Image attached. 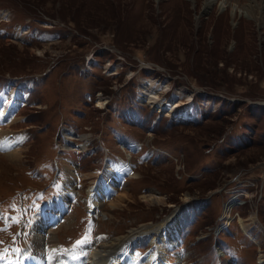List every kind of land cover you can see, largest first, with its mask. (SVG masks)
Returning <instances> with one entry per match:
<instances>
[{
  "label": "rangeland",
  "instance_id": "obj_1",
  "mask_svg": "<svg viewBox=\"0 0 264 264\" xmlns=\"http://www.w3.org/2000/svg\"><path fill=\"white\" fill-rule=\"evenodd\" d=\"M263 3L0 0V101H20L0 129L21 134L0 149V256L40 223L69 251L173 213L127 264H264Z\"/></svg>",
  "mask_w": 264,
  "mask_h": 264
},
{
  "label": "bare ground",
  "instance_id": "obj_2",
  "mask_svg": "<svg viewBox=\"0 0 264 264\" xmlns=\"http://www.w3.org/2000/svg\"><path fill=\"white\" fill-rule=\"evenodd\" d=\"M260 8L264 9V3L261 5ZM11 97H12L11 101H5L4 98L0 101V120L4 119L3 121L6 120L7 123L10 122L9 119L12 116L11 110H13V108L19 105L20 103V101L19 102L17 101L18 99L17 95L12 93ZM148 97L147 98L149 102L150 103L153 102L154 97L152 95H149ZM72 135L73 134L71 132L66 133L65 136L69 143L68 142L66 143L65 149L71 150L70 141H72V138H73ZM20 140H21V134L19 133L15 134L10 131H2L0 129V149L3 148L6 151L9 150L7 152L10 153V155H11V152H13L12 149H14L15 146L18 145ZM126 142L125 144H127L130 147H134V145L137 147V144H133L132 142H127V143ZM16 148H15V151L17 150ZM130 168L131 167L129 166V164L123 161L119 171H116L115 168H113L112 163L111 164L108 163L107 169H106L108 178H106L104 181L110 182V181H113V178L119 179L125 174L128 175L131 172ZM101 179L103 180V178ZM67 185L70 187L68 186L66 187L71 188V185L69 184ZM92 189L91 190L90 188L88 189L89 191L88 202L90 204V207H92L91 206L92 200L90 199V196H91L90 194H94V193H91ZM66 191L65 190L62 191L61 196L58 198L59 205L61 206L64 205L66 201L65 194L68 193ZM223 214H225V217L228 218L230 216L229 208H226ZM53 219H54V214L52 213H47V214L42 213L40 216V221H44V222L49 221V220L52 221ZM174 220H175V216L172 213V215L171 214L168 215L167 218L164 219L163 221L152 222L148 224L147 223L141 224L140 226L136 228L130 229L129 232L125 235L116 236L112 239L105 240V241H100L97 244H94V242H92V243H87L85 245H79L75 247L74 249H70L69 251L61 250L59 248L57 239H53L51 238V236L50 238L52 239V241L56 242L57 247L54 244H48L46 246L40 244L41 240L45 239V237L48 236L45 232V229L41 228L44 225L40 223L36 227V235L33 239V242L36 246L33 245V248L29 249V245H31L32 243L30 242V244L26 246L27 248L24 249V251H22L19 254V256L14 257V258L12 257L10 259L0 258V264H65V263H70V264H127L126 254H128L127 250H129V246L131 245V243L137 242L139 241V239H142L145 235H150V234H151V237H150L151 239L149 243H153V241L157 242L159 240L160 241L164 240L163 239L164 235L168 236V238L171 240L176 230L180 228V224L178 223V221L176 220L174 222ZM238 221L241 224V225L239 224L240 228L243 231L247 232V230L245 229V225L242 223V220L239 218ZM220 226H221L220 228L223 229L225 225L220 224ZM160 230L162 231V233ZM161 235H162V238H161ZM162 255L163 254H161L160 251L154 252V253H148L146 256L142 258V262L144 263L147 262L148 264H156L160 261ZM128 264H142V263L141 262L140 263L130 262Z\"/></svg>",
  "mask_w": 264,
  "mask_h": 264
},
{
  "label": "snow or ice",
  "instance_id": "obj_3",
  "mask_svg": "<svg viewBox=\"0 0 264 264\" xmlns=\"http://www.w3.org/2000/svg\"><path fill=\"white\" fill-rule=\"evenodd\" d=\"M84 242H85V240L77 241V244L84 243ZM0 258H3V257L0 256Z\"/></svg>",
  "mask_w": 264,
  "mask_h": 264
}]
</instances>
